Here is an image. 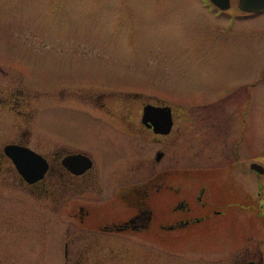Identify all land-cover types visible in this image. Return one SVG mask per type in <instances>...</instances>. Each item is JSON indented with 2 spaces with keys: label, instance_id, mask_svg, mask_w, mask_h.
I'll return each instance as SVG.
<instances>
[{
  "label": "flooded vegetation",
  "instance_id": "flooded-vegetation-1",
  "mask_svg": "<svg viewBox=\"0 0 264 264\" xmlns=\"http://www.w3.org/2000/svg\"><path fill=\"white\" fill-rule=\"evenodd\" d=\"M199 2L210 12L227 9L211 0ZM13 74L0 68V264H174V237L215 223L216 216L225 212L219 207L224 204L223 193L238 192L232 208L245 213L256 205L257 214L264 215L261 183H257L256 198L247 191V179L240 191L232 175L237 163L174 165L168 154L175 136L188 139L190 130L197 129L203 154L212 156L227 146L236 160L238 140L247 123L235 99L187 106L158 95H141L133 103L121 100L108 107L100 92L97 99L84 103L102 113L104 152L105 126L111 131L116 154L105 163V158L101 162L97 157L98 148L78 142L71 117L56 121L53 129L38 121L47 106L76 109L77 91L71 80L56 82L50 87L53 93L48 89L29 93L22 86L25 95ZM31 96L42 99L32 105ZM146 106L153 108L146 111ZM192 107L196 109H187ZM168 118L166 130L161 131ZM234 123L241 134L235 137ZM143 151L152 153L153 161L148 175L141 177ZM30 154L39 156L41 163L35 167L40 173L32 179L27 177L35 172L29 174V169L14 161L20 155L35 160ZM82 157L88 159L87 166L81 163ZM190 171L198 172L193 175L198 186L195 193L191 191L194 183L184 182ZM256 173L258 177L264 169ZM211 187L214 191L209 194ZM244 238L250 240L248 235ZM260 249H252L256 258L246 257L242 264L249 260L262 264Z\"/></svg>",
  "mask_w": 264,
  "mask_h": 264
},
{
  "label": "rangeland",
  "instance_id": "rangeland-1",
  "mask_svg": "<svg viewBox=\"0 0 264 264\" xmlns=\"http://www.w3.org/2000/svg\"><path fill=\"white\" fill-rule=\"evenodd\" d=\"M199 1L0 0V68L14 73L19 79L15 84L29 93L47 89L53 93L50 87L56 82L71 80L77 91L76 109L47 106L38 121L53 129L56 121L71 117L78 142L98 148L97 157L101 162L105 158V163L116 154L111 131L105 126L104 152L102 113L84 103L97 99L100 92L108 107L121 100L133 103L141 95L187 106L235 99L247 123L238 140L237 162L227 146L212 156L203 154L197 129L190 130L188 139L175 136L168 154L174 165L237 163L232 175L239 190L247 179V191L256 198L259 182L264 197V173L256 177L257 171L248 166L253 160L264 169V76L259 79L264 70V9L241 12L237 0H228L226 10L210 12ZM227 92L231 95L224 99ZM39 98L29 97L30 104H39ZM108 116L105 111V119ZM238 131L233 125V137L241 135ZM186 142L191 145L184 147ZM142 157L139 175L144 177L152 153L143 151ZM189 173L184 182L194 183L196 188L190 189L195 193L193 175L198 172ZM207 190L210 194L214 187ZM237 196L238 192L223 193L219 207L225 212L215 223L174 237V264H242L246 257L256 258L252 249L257 247L263 251L264 264V215L257 214L256 205L245 213L232 208Z\"/></svg>",
  "mask_w": 264,
  "mask_h": 264
},
{
  "label": "water",
  "instance_id": "water-1",
  "mask_svg": "<svg viewBox=\"0 0 264 264\" xmlns=\"http://www.w3.org/2000/svg\"><path fill=\"white\" fill-rule=\"evenodd\" d=\"M211 2L220 8H225L228 5V0H211ZM236 4H237V7L242 11L255 12V11H259L261 9H264V0H237ZM152 108L153 107H151V106H146L144 110L147 111V110L152 109ZM169 122H170L169 118L165 120V124H164L165 128L161 129V131L166 130V126L169 124ZM7 148L11 149L12 146H8ZM30 157L35 158V160L27 159V156H25V155H20L16 159L14 157L15 164L18 165L20 168L29 169V170H27V172L29 174H33V172H35V174L33 176L27 177L28 179H32L40 173V170L36 169L35 167L40 166V164H41L39 162V156H37V155L35 156L33 154H30ZM75 157H76V155H73L72 157H70L68 159H72ZM77 158H79V156H77ZM68 159H67V161H68ZM80 161L85 166H87L89 164V161L86 157H82V159H80ZM250 167L253 168L254 170H256L257 172H262V170H263V167L261 166V164H259L257 162H251ZM34 169H36V171H34ZM36 172H38V173H36ZM245 264H254V262L249 260Z\"/></svg>",
  "mask_w": 264,
  "mask_h": 264
},
{
  "label": "trees",
  "instance_id": "trees-1",
  "mask_svg": "<svg viewBox=\"0 0 264 264\" xmlns=\"http://www.w3.org/2000/svg\"><path fill=\"white\" fill-rule=\"evenodd\" d=\"M262 76H264V70H263V72H262L261 76L259 77V79H260V78H262Z\"/></svg>",
  "mask_w": 264,
  "mask_h": 264
}]
</instances>
